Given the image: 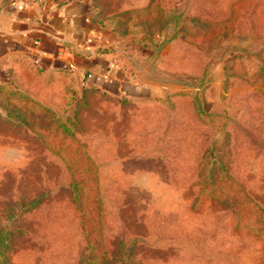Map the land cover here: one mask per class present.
Here are the masks:
<instances>
[{
  "label": "rangeland",
  "instance_id": "374dc122",
  "mask_svg": "<svg viewBox=\"0 0 264 264\" xmlns=\"http://www.w3.org/2000/svg\"><path fill=\"white\" fill-rule=\"evenodd\" d=\"M103 21L142 52L146 98L25 70L2 86L0 264H264V0Z\"/></svg>",
  "mask_w": 264,
  "mask_h": 264
},
{
  "label": "crops",
  "instance_id": "0c3cea01",
  "mask_svg": "<svg viewBox=\"0 0 264 264\" xmlns=\"http://www.w3.org/2000/svg\"><path fill=\"white\" fill-rule=\"evenodd\" d=\"M148 1L0 0V85L25 70L41 78L42 85L47 84L44 79L64 74L108 99L118 94L145 99L140 94L143 79L131 80L140 77L142 52L114 38L105 42L101 24L105 12L111 15ZM126 86L128 93L120 90Z\"/></svg>",
  "mask_w": 264,
  "mask_h": 264
},
{
  "label": "trees",
  "instance_id": "16d2710c",
  "mask_svg": "<svg viewBox=\"0 0 264 264\" xmlns=\"http://www.w3.org/2000/svg\"><path fill=\"white\" fill-rule=\"evenodd\" d=\"M120 12V11H119ZM116 14H118V12H116V13H113V14H111V16H113V15H116ZM61 75H63V76H65L64 74H61ZM53 78H55V77H48V78H46V80L44 79V82H46L47 84H46V86L48 85V84H50L51 82V80L53 79ZM49 82V83H48ZM1 89H2V86H0V91H1ZM85 89H93V88H90V87H86V86H83L82 87V90H85ZM85 91H87V90H85ZM192 102H193V106H194V109L196 108V106H195V104H196V99H195V97L194 96H192ZM47 108H49L48 106H47ZM50 109V108H49ZM76 112H74L73 114V121L74 122H72L74 125L77 123V118H76V114H75ZM71 133H73V131L72 130H70V134ZM73 186L71 187V190H70V193L71 194H73ZM1 254H2V252H0Z\"/></svg>",
  "mask_w": 264,
  "mask_h": 264
}]
</instances>
